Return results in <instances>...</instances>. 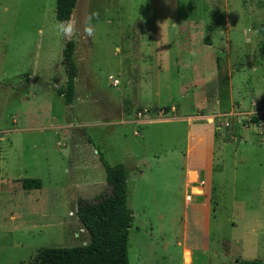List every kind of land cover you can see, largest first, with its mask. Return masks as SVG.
Returning a JSON list of instances; mask_svg holds the SVG:
<instances>
[{
    "label": "rangeland",
    "instance_id": "374dc122",
    "mask_svg": "<svg viewBox=\"0 0 264 264\" xmlns=\"http://www.w3.org/2000/svg\"><path fill=\"white\" fill-rule=\"evenodd\" d=\"M71 20L66 104L55 0H0V264L88 242L76 211L110 194L101 155L129 171V264H183L190 220L205 253L186 264H264V0H77Z\"/></svg>",
    "mask_w": 264,
    "mask_h": 264
},
{
    "label": "trees",
    "instance_id": "16d2710c",
    "mask_svg": "<svg viewBox=\"0 0 264 264\" xmlns=\"http://www.w3.org/2000/svg\"><path fill=\"white\" fill-rule=\"evenodd\" d=\"M76 5L77 0H55L56 19H71ZM259 31L264 36V22L260 24ZM74 49L73 39L65 41L62 58L66 81L56 92L66 104H71L75 96L77 66L73 59ZM100 161L106 182L111 187L110 194L107 198L83 202L76 211L79 222L89 235L88 242L70 247L41 248L29 264H129L128 236L133 221V210L127 203L129 171L123 164H109L102 155ZM41 186L39 178L21 179L23 190L40 189ZM242 264L262 263L249 259Z\"/></svg>",
    "mask_w": 264,
    "mask_h": 264
},
{
    "label": "crops",
    "instance_id": "0c3cea01",
    "mask_svg": "<svg viewBox=\"0 0 264 264\" xmlns=\"http://www.w3.org/2000/svg\"><path fill=\"white\" fill-rule=\"evenodd\" d=\"M190 46H188V51L190 52L192 58L190 59H183L182 57H179L181 59V63L184 65V66H189L191 67L192 69V73L194 75V80L196 79H200V80H204L203 77L199 74V72L197 71V64H198V61L200 62V60H196L197 57H195L194 55V51H198V48L197 47H194L193 45L189 44ZM186 49V48H185ZM192 80H193V77H192ZM196 106H203V104L201 102L199 103H196ZM174 108V107H172ZM209 108H212L214 109L215 107H211L209 105ZM196 117H199V118H202L201 116H190L188 117L187 119H191V118H196ZM135 121V120H134ZM188 122V120H187ZM188 125V123H187ZM210 158H211V155H210ZM203 160V159H202ZM205 162V160H204ZM186 172H187V169H186ZM208 200V210L210 208V197L207 198ZM209 213V211H208ZM191 222L189 223L188 221H185L184 222V231H183V248H182V256H183V259H184V262L183 264H186V259L184 257V249L185 248H189V249H192L198 256L199 254H204L205 253V250L203 248V245H202V242L197 244L195 241H194V238H193V233L192 232H196V231H199L201 233H203V224H198L197 222H195L194 220H190ZM176 243L178 244H181V242L177 239ZM206 250L208 251V244L206 243ZM195 264H203L202 262L200 261H197V263Z\"/></svg>",
    "mask_w": 264,
    "mask_h": 264
},
{
    "label": "clouds",
    "instance_id": "9594fccd",
    "mask_svg": "<svg viewBox=\"0 0 264 264\" xmlns=\"http://www.w3.org/2000/svg\"><path fill=\"white\" fill-rule=\"evenodd\" d=\"M99 17L98 12H92L90 13L86 20H85V26H84V33L88 37H94L95 34V25L93 23L94 19H97ZM56 29L59 35H61L64 38L71 39L74 35V32L76 31V25L73 23L71 19L59 21L56 24ZM37 75L36 72L32 73V76L35 77Z\"/></svg>",
    "mask_w": 264,
    "mask_h": 264
},
{
    "label": "built area",
    "instance_id": "2783aa9c",
    "mask_svg": "<svg viewBox=\"0 0 264 264\" xmlns=\"http://www.w3.org/2000/svg\"><path fill=\"white\" fill-rule=\"evenodd\" d=\"M109 79L112 81V84L113 85H115V84H117L118 83V80L117 79H114L112 76H109ZM173 109V108H172ZM148 109L147 108H143L142 110H140V111H138L137 112V116L139 117V118H141V116L144 114V113H148ZM232 115H234V112L232 111V113H228V114H225V117L227 118L228 116H232ZM214 119L215 118H213L212 119V129H214L215 130V121H214ZM138 120H140V119H138ZM137 120V121H138ZM244 122V126L245 127H247V126H249L250 124H252V118H251V116H248V117H246V120H244L243 121ZM226 124H228V123H226ZM258 126H261L262 125V123H258L257 124ZM188 196H187V200H188Z\"/></svg>",
    "mask_w": 264,
    "mask_h": 264
},
{
    "label": "bare ground",
    "instance_id": "6f19581e",
    "mask_svg": "<svg viewBox=\"0 0 264 264\" xmlns=\"http://www.w3.org/2000/svg\"><path fill=\"white\" fill-rule=\"evenodd\" d=\"M205 117H208V121L212 124V116L211 115H204ZM203 117V116H202Z\"/></svg>",
    "mask_w": 264,
    "mask_h": 264
}]
</instances>
